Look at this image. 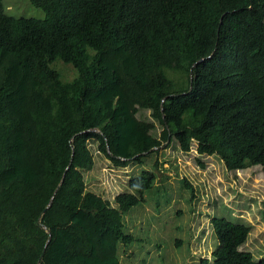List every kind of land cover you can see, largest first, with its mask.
I'll return each instance as SVG.
<instances>
[{
  "label": "trees",
  "instance_id": "16d2710c",
  "mask_svg": "<svg viewBox=\"0 0 264 264\" xmlns=\"http://www.w3.org/2000/svg\"><path fill=\"white\" fill-rule=\"evenodd\" d=\"M30 3L42 18L10 15L0 0V264H122L130 246L138 264L152 253L132 244L148 227L129 231L125 216L149 194L167 205L168 176L150 159L110 201L87 189L90 143L118 168L175 139L228 171L264 174V0ZM210 223L217 245L199 264H264L240 249L250 225Z\"/></svg>",
  "mask_w": 264,
  "mask_h": 264
},
{
  "label": "rangeland",
  "instance_id": "374dc122",
  "mask_svg": "<svg viewBox=\"0 0 264 264\" xmlns=\"http://www.w3.org/2000/svg\"><path fill=\"white\" fill-rule=\"evenodd\" d=\"M1 1L10 15L43 17L42 10L33 6L30 0ZM56 68L64 79L70 80L74 76L68 65L58 64ZM14 98L16 105L21 108L23 98L17 94ZM138 116L146 118L148 112L140 111ZM159 131L160 128H157V134ZM90 148L94 155V166L92 170L83 172L87 189L100 193L110 201L115 195L127 190L131 174H137L141 168L151 167L150 159L159 163L158 177L161 174L168 176L166 181L171 199L167 205L158 210L155 198L149 194L151 198H147V203L135 206L140 212L132 215L126 213L129 231H134L136 227L134 232L139 234L141 225L149 229L145 231V239L132 243L145 246L144 250L152 252L150 255L146 252L139 254L138 264H199L201 258L213 259L212 251L217 245L210 223L213 216L250 225L248 237L240 249L250 251L254 259L264 258V174L258 166L228 171L217 156L197 155L195 144L189 152L181 151L175 139L169 146L163 142L156 153L145 159L146 163H130L123 168L113 166L96 150L95 144L90 143ZM183 178L194 189L195 196L189 202L183 199L189 198L188 191L183 192V198L175 192L177 188L181 189ZM178 208L182 209L180 215H176ZM130 221H133L134 226H131ZM175 241L180 244L177 245ZM127 249L131 251L122 253V264L136 261L137 248L130 246ZM146 257L150 261L142 262Z\"/></svg>",
  "mask_w": 264,
  "mask_h": 264
}]
</instances>
